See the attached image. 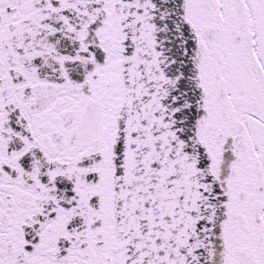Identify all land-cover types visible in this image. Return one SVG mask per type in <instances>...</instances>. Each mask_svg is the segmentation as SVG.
<instances>
[{"label": "snow or ice", "instance_id": "snow-or-ice-1", "mask_svg": "<svg viewBox=\"0 0 264 264\" xmlns=\"http://www.w3.org/2000/svg\"><path fill=\"white\" fill-rule=\"evenodd\" d=\"M0 264H264V0H0Z\"/></svg>", "mask_w": 264, "mask_h": 264}]
</instances>
